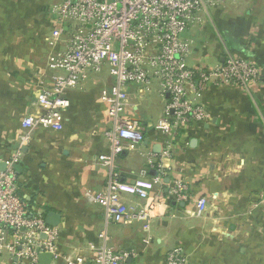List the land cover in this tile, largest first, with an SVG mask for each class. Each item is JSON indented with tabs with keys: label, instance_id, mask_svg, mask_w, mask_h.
<instances>
[{
	"label": "crops",
	"instance_id": "0c3cea01",
	"mask_svg": "<svg viewBox=\"0 0 264 264\" xmlns=\"http://www.w3.org/2000/svg\"><path fill=\"white\" fill-rule=\"evenodd\" d=\"M60 2L0 0V162L16 152L21 120L35 111V95L51 82L49 57L66 49L64 41L50 44ZM185 39L189 66L214 67L229 55L244 57L260 68L261 80L208 86L198 97L208 118L180 130L166 158L161 156L166 138L154 125L169 96L161 93L158 79L146 87L130 84L126 114L144 126L145 140L108 164L100 155L111 153L103 132L112 120L100 93L114 78L107 69L89 73L79 88L66 92L64 128L35 129L16 164L30 212L46 220L49 212L60 216L52 225L59 230L58 254L40 258V253L32 262L10 248L15 243L10 230L0 241V264H92L103 244L129 251L128 264H166L176 247L188 264H264V207L255 205L264 194V0L211 6L198 14ZM149 157L162 167L151 166ZM143 170L149 178L160 176L155 191L168 194L181 180L191 196L173 201V209L157 216L148 231L138 222L111 221L94 198L114 174L132 181ZM202 197L207 208L198 215ZM125 199L138 202L131 195ZM102 231L106 240L99 237Z\"/></svg>",
	"mask_w": 264,
	"mask_h": 264
},
{
	"label": "built area",
	"instance_id": "2783aa9c",
	"mask_svg": "<svg viewBox=\"0 0 264 264\" xmlns=\"http://www.w3.org/2000/svg\"><path fill=\"white\" fill-rule=\"evenodd\" d=\"M224 1L61 0L53 10L56 16L50 44L64 41L66 49L49 57L48 67L54 70L51 82L35 95V111L21 120L17 150L3 160L5 169L0 168V241L8 231H13L15 243L10 248L32 262H37L42 252L58 254L59 230L42 213L30 212L29 204L19 192L16 164L35 129L64 128L70 107L66 92L79 88L89 73L107 69L114 78L100 93L112 120V126L103 132L111 153L100 155L108 164L128 146L145 140L144 126L126 114L130 84L146 87L158 79L161 93L169 96L163 116L154 125L166 138L161 153L166 158L171 156L180 130L208 118L206 107L198 101L208 86L247 85L261 80L260 68L244 57L229 55L214 67L188 65L190 45L185 32L200 12ZM148 162L153 167H162L155 164L153 157ZM159 171L164 174L163 168ZM159 179L160 176L149 178L146 170L132 181L121 180L114 174L94 198L111 221L138 222L148 231L157 216L173 209V201L186 202L191 197L187 184L181 180L174 181L168 194L155 191ZM126 195L136 197L137 204L127 202ZM255 205L264 207V194ZM206 208L207 199L202 197L197 201V214L201 215ZM99 237L106 240V231ZM129 257V251L103 244L96 248L92 264H128ZM166 264H188V257L181 247H176L168 252Z\"/></svg>",
	"mask_w": 264,
	"mask_h": 264
},
{
	"label": "water",
	"instance_id": "95a60500",
	"mask_svg": "<svg viewBox=\"0 0 264 264\" xmlns=\"http://www.w3.org/2000/svg\"><path fill=\"white\" fill-rule=\"evenodd\" d=\"M0 168L2 170L5 169V162H0ZM175 203V202H174ZM60 221V216L59 214L55 213V212H49L48 216H47V222L51 225H57L58 222ZM44 257H52V254L49 252H42L40 254V258H44Z\"/></svg>",
	"mask_w": 264,
	"mask_h": 264
}]
</instances>
